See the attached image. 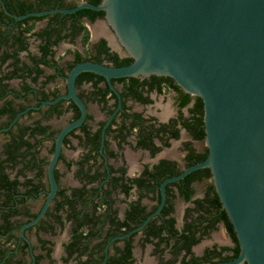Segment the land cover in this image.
Here are the masks:
<instances>
[{
	"label": "flooded vegetation",
	"instance_id": "af4514ba",
	"mask_svg": "<svg viewBox=\"0 0 264 264\" xmlns=\"http://www.w3.org/2000/svg\"><path fill=\"white\" fill-rule=\"evenodd\" d=\"M20 2L31 3L25 12L78 3L56 0L54 6L38 9L35 0H0V264H119L115 257L122 253L123 264H145L147 256L151 259L148 264H213L231 259L234 243L223 222L216 220V209H210L206 201L216 194L209 168L168 181L163 204L154 213L160 202V183L207 154L202 101L168 75L113 78L116 93L101 76L96 82L95 77L81 74L87 71L76 76L75 91L85 106L84 119L62 138L54 166L57 189L46 210L37 222L20 230L44 201L46 164L55 134L79 115L70 99L52 103L59 104L58 114L47 115L50 104L26 107L65 92L64 76L76 53L83 61L106 65H112L107 59L112 53L132 60L106 24L104 12L92 21L80 17L84 25L94 24L93 36L83 45L81 32L73 38L65 36L70 18L14 19L12 15L25 13H18ZM20 20L24 21L17 23ZM58 22L62 29L58 35L51 34L50 28ZM28 25L32 28L25 31ZM17 36L22 44L15 40ZM100 39L107 50L96 61ZM15 66L37 68L39 73L32 81L34 71L26 75L20 69L12 74ZM20 72L22 76H18ZM50 74L55 77L46 81ZM71 103L77 109L75 117ZM37 119L48 127L37 151L44 163L39 177L18 156L17 138L12 137L18 135L19 127ZM50 130L54 131L51 136ZM12 138L14 145L10 146ZM23 138L32 142L27 131ZM64 149L76 150V157L67 158ZM58 162L64 169L60 173ZM205 168L209 174L198 177ZM68 172L74 185L66 177ZM169 204L171 210L166 211ZM168 219H172L174 236L166 223L158 231Z\"/></svg>",
	"mask_w": 264,
	"mask_h": 264
},
{
	"label": "water",
	"instance_id": "95a60500",
	"mask_svg": "<svg viewBox=\"0 0 264 264\" xmlns=\"http://www.w3.org/2000/svg\"><path fill=\"white\" fill-rule=\"evenodd\" d=\"M83 8L104 12L106 24L132 60L118 66L77 62L64 76V93L26 107L36 109L70 99L79 115L55 134L46 164L44 201L20 230L37 222L46 210L57 189L54 166L62 138L84 119L85 106L75 91L76 76L83 71L94 73L113 90V78L168 75L202 101L207 154L160 183L161 197L154 213L163 204L168 181L207 167L238 247L236 256L213 264H264V0H100L98 4L83 0L72 7L12 17L70 14Z\"/></svg>",
	"mask_w": 264,
	"mask_h": 264
},
{
	"label": "trees",
	"instance_id": "16d2710c",
	"mask_svg": "<svg viewBox=\"0 0 264 264\" xmlns=\"http://www.w3.org/2000/svg\"><path fill=\"white\" fill-rule=\"evenodd\" d=\"M36 2L34 3L35 6H37L36 8H45V7H52L54 6L53 3L56 1V0H35ZM90 3L92 4H98L100 3V0H88ZM75 5V3H70L68 7H71ZM31 3H27V4H24L23 2H20L19 5H18V13H23L25 12V10L27 9H30L31 7ZM103 15V11L102 10H91V9H88V8H83V9H79L73 13H70V14H59V13H54V14H51V15H43V16H33V17H29L30 19H39V18H42V17H47L49 16L50 18L54 19L56 17H66V18H70V24H68V30H69V33H66L65 36H70V38H73L75 35L79 34V32H81V43L83 45H86L88 43V40H89V31L87 30V28L85 27V25L79 20L80 17L82 16H87V18L92 21L94 18L96 17H102ZM25 20V19H24ZM24 20H20V21H17V23L19 22H22ZM62 22H58L57 23V26L55 27H51L50 28V33L51 34H55V35H58L59 31L62 29L61 27V24ZM32 28V25H28L24 28L25 31H29L30 29ZM60 38V36L57 37V40ZM15 40L19 43V44H22V38L17 36L15 38ZM55 42V40H54ZM98 45V49L94 55V58L96 61H99V55L101 53H104L106 52L107 48L104 44V41L102 39L99 40V42L97 43ZM107 59L108 60H111L112 61V65H124V64H127L131 61V59L128 57V58H118V56L115 54V53H112V54H108L107 56ZM84 59L83 58H80V56L76 53L75 55V58H74V61L70 64H68V68H70L74 63L76 62H79V61H83ZM53 63V61H51ZM23 72L26 73V75H29L32 71H34V74L35 76L31 77V80L32 81H35L36 77H37V74L39 73V69L37 68H34V69H31L30 67H21L20 68ZM19 67L15 66L13 71H12V74H15V72L17 70H20ZM24 69V70H23ZM81 74H84L83 76L85 78H92V77H95V80L94 82L98 81L101 79L100 76H95L94 73H88V72H84V73H81ZM18 76H22V73L20 72L18 74ZM55 77V74H50L48 76H46L45 80H50L52 78ZM200 106V103H197L196 106ZM59 104L56 103V104H50L46 107V112H47V115H51L53 113H56L58 114L59 111H57V108H58ZM71 106L73 107V112H74V117L77 115V109L75 107V105H73V103H71ZM48 130V127L45 126V125H41L40 124V120L37 119L35 120L34 122H32L31 125H27L25 127H19L18 128V135L17 136H12V137H16L17 138V142L15 143V148L19 149L20 152H17L18 156L23 160L25 161V164H29V168H32L35 170V176H40V174L42 173V164L43 161L41 159L38 158L37 156V151H38V147L40 146V143L42 142V140H44V137H45V134H46V131ZM27 131V136H29L30 138H32V142H29L26 138H23V135H24V132ZM49 136L53 135L54 134V131L50 130L48 132ZM14 138H12V143L10 146L14 145ZM22 148V150H20ZM51 148H52V145H51ZM16 149V150H17ZM204 171L203 172H200L198 173V177L200 176H207L209 173L207 171V169H203ZM5 178V177H4ZM35 188L40 185V183H37L35 184ZM3 186H5L3 184ZM210 189L213 191L212 189V186L210 187ZM207 201V204L208 206L210 207V209H216L215 213H216V220H221L223 222V225H224V228H225V231L227 233V235L229 236V238L231 239V241L234 243V247L232 248V255L229 256L230 258H233L234 256L237 255V252H238V247H237V241H236V237H235V234H234V231L232 230V227H231V224L230 222L228 221L227 219V216L225 214V211L222 207H220V202L218 200V197L217 195L213 192V197H211L210 199H206ZM196 202L198 203L199 201L196 200ZM171 210V205L169 204L166 208V211H170ZM171 222H172V219H168L167 222L164 221V223L160 226V228H158V231L160 229L163 228V225L165 224V226H167L168 228V231L170 232V235L171 236H174L175 235V230L172 229V226H171ZM169 235V236H170ZM184 236H182L183 238ZM181 237H177V240H180ZM198 240V239H197ZM197 240H194L193 242H196ZM227 248V247H225ZM122 258H123V253L120 257H115V261H118L119 264H123L122 263ZM181 264H187L186 261L182 262Z\"/></svg>",
	"mask_w": 264,
	"mask_h": 264
},
{
	"label": "crops",
	"instance_id": "0c3cea01",
	"mask_svg": "<svg viewBox=\"0 0 264 264\" xmlns=\"http://www.w3.org/2000/svg\"><path fill=\"white\" fill-rule=\"evenodd\" d=\"M44 23V22H43ZM43 23H41V22H37V24L38 25H40V26H42V24ZM97 23V22H96ZM36 24V25H37ZM86 25V27H87V24H85ZM36 27V26H35ZM37 28V27H36ZM64 151H65V154H66V157L67 158H71V157H76V153H77V151L76 150H70V149H64ZM41 153V155L43 156V154H45V153H43L42 151L40 152ZM57 169L59 170V173L62 171V170H64L63 169V165L61 164V163H59L58 162V165H57ZM66 177L68 178V180H69V182L72 184V185H74L76 182H75V180H73L72 179V176H71V173L70 172H68L67 174H66ZM41 180H42V177L40 178ZM43 181V180H42ZM150 258L147 256L146 257V260H145V264H148L149 262H150Z\"/></svg>",
	"mask_w": 264,
	"mask_h": 264
},
{
	"label": "rangeland",
	"instance_id": "374dc122",
	"mask_svg": "<svg viewBox=\"0 0 264 264\" xmlns=\"http://www.w3.org/2000/svg\"><path fill=\"white\" fill-rule=\"evenodd\" d=\"M70 1H73V0H66V2L68 3V2H70ZM77 2H79V1H81V0H76ZM42 21H44V19L43 20H41V22ZM87 24V28H88V30H89V35H91V36H93V33H92V31H91V26L92 25H94V24H88V23H86ZM95 24H98V25H101V26H105L103 23H101V22H97V23H95ZM93 30V29H92ZM225 239L228 241V238H227V236L225 235Z\"/></svg>",
	"mask_w": 264,
	"mask_h": 264
},
{
	"label": "bare ground",
	"instance_id": "6f19581e",
	"mask_svg": "<svg viewBox=\"0 0 264 264\" xmlns=\"http://www.w3.org/2000/svg\"><path fill=\"white\" fill-rule=\"evenodd\" d=\"M96 33H99L98 29L95 31Z\"/></svg>",
	"mask_w": 264,
	"mask_h": 264
}]
</instances>
